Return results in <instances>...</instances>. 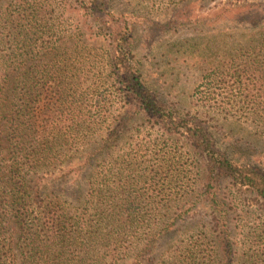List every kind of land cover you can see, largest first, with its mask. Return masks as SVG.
Returning <instances> with one entry per match:
<instances>
[{
	"label": "trees",
	"instance_id": "trees-1",
	"mask_svg": "<svg viewBox=\"0 0 264 264\" xmlns=\"http://www.w3.org/2000/svg\"><path fill=\"white\" fill-rule=\"evenodd\" d=\"M160 1L173 15L156 30L192 27L165 56L184 111L141 69L154 41L110 0L0 10V264H264V163L229 128L264 140V0ZM226 184L256 215L240 231Z\"/></svg>",
	"mask_w": 264,
	"mask_h": 264
},
{
	"label": "rangeland",
	"instance_id": "rangeland-1",
	"mask_svg": "<svg viewBox=\"0 0 264 264\" xmlns=\"http://www.w3.org/2000/svg\"><path fill=\"white\" fill-rule=\"evenodd\" d=\"M21 2V0H0V10L2 11L4 8L8 9L12 8L15 2ZM52 1V0H50ZM110 4L112 6L113 11L124 13L127 16H133V25L136 36L138 37H147V41L150 43L154 41V44L151 43L152 48V57L146 56V50L144 46L141 44L138 49L137 57L141 62L142 71L148 74V77L152 80L156 81V88L162 93L165 99L171 102L173 105V101H178L177 106L180 110L189 109L188 98L185 94H188L191 90L187 89L183 82V76L180 77L182 71L178 72L176 66L178 65L177 60L170 58V60L165 56H167V43H171L173 39L180 38L182 36H189L193 33L191 32L192 27L184 28L175 31H164L163 29L156 30L157 27L153 25L151 21H163L165 19H169L172 17L173 13L168 9H163L165 6L164 2L160 0H110ZM196 13V11H194ZM66 10L62 18L66 17ZM134 15L138 16L136 18ZM142 41V40H141ZM168 61H171L169 64ZM175 65V67H172ZM164 72V73H163ZM190 110H193L192 108ZM216 117V116H215ZM227 124L224 123V125ZM232 124V123H231ZM208 127L210 131L214 132L216 135L224 134V127H221L220 120H210L208 122ZM230 130L233 132L234 145L239 147L245 155L248 157L247 159H253L256 161H260L264 163V140L259 136V129L248 125L247 123L236 122L232 124ZM184 150H188L186 146L183 148ZM190 152V151H189ZM194 159L193 156H191ZM195 163L197 164L196 160ZM194 164V162H193ZM199 182H197V186ZM196 189V188H195ZM232 192V188L229 185H225L222 188V193L228 196V198L223 199V202L228 203L225 206L230 208L227 211V221L231 227L236 226V231H240L241 223H246L247 221L254 218L253 214L248 213V209H251L247 206L249 201L247 200L246 195H243L245 199L243 200H232L229 203V194ZM263 216L261 211H257ZM258 217V216H257ZM131 251L129 252V255ZM130 260V257L125 258L122 261V264H127Z\"/></svg>",
	"mask_w": 264,
	"mask_h": 264
}]
</instances>
